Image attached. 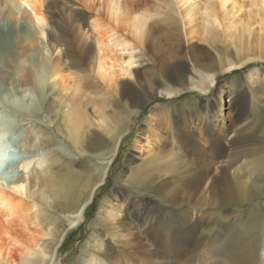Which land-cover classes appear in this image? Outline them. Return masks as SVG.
I'll list each match as a JSON object with an SVG mask.
<instances>
[{"label": "bare ground", "instance_id": "6f19581e", "mask_svg": "<svg viewBox=\"0 0 264 264\" xmlns=\"http://www.w3.org/2000/svg\"><path fill=\"white\" fill-rule=\"evenodd\" d=\"M42 1L0 0V18L26 20L24 26L19 23L15 33L12 31L9 48L0 49V156L2 152L14 154L17 145L25 149L17 164L8 166L6 172L0 171V234L6 236H0V264H56L55 260L54 263L52 259L46 260V253L37 242L26 244L9 235L3 222L15 217L23 221L34 217L44 223L48 233L63 238L67 229L80 220L96 184L103 181L100 168L95 167L91 173L95 182L91 178L77 182L71 171L68 174L61 170L64 161L61 153L50 148L51 135L38 126L24 133L18 130L16 120L20 117L41 118L46 123L50 120L56 103H48L46 96L68 88L66 79L70 74L63 75L64 68L89 70L102 84L116 90L118 79L134 73V63L142 57L144 44L159 21L175 26L181 38H199L209 44L215 51L217 66L197 62L191 48L179 46L162 62L159 81L147 86L158 94L169 96L188 88L206 92L217 71L233 69L254 58L264 59V43L257 40L250 46L246 39L253 23L264 36V0H81L95 12L93 17L85 18L68 9L66 3L73 5L74 0H44V5ZM57 11L65 13L72 22L69 32L58 26ZM73 45L80 48L78 53ZM9 72L16 78L8 77ZM2 74L7 76V85L1 83ZM233 79L232 85L237 83V88H243L245 80ZM127 87L126 94L134 101L133 87ZM220 93L221 86L194 108L189 105L167 108L159 133L156 124H147L144 138L149 137L156 150L143 163L135 165L129 181L139 191L147 190L157 196L159 202L149 200L152 207L147 206L145 214L141 200L130 193L133 187L109 194L101 210L103 218L96 220L103 230L92 228L88 248L93 249L86 251L83 264H186L196 254L189 248L195 232L193 248L197 250V264H264V224L253 219L251 211L228 212L230 218L223 226L226 238L219 241L218 232L212 233L223 223L218 220V224L216 217L219 214L226 217V213L215 212L212 224L207 225L197 212L163 208L165 204L177 206L186 199H194L195 205L221 207L258 195L264 197V166L255 168L248 162L237 165L241 155L227 159L229 144L224 142L225 135L232 131L228 127L245 119L243 108L249 97L244 91L240 97L243 102L230 97L225 113L232 124H217L214 119L223 115ZM151 96L147 91L135 106L140 107ZM80 105L68 114H60V124L77 144L83 142L84 132L94 123ZM129 113L125 110L118 114L117 121H128ZM97 121L104 133L114 134L115 127L111 128V124L104 127L102 119ZM95 134L93 143L100 145L103 136ZM158 136L161 142H156ZM236 136L238 144L243 137ZM40 146L47 149L38 152ZM80 189L78 194L76 190ZM22 197L31 204L26 205ZM37 205L57 207L73 217L66 225L57 227L54 217L38 210ZM109 205L117 207L115 213ZM154 212L168 213L171 227L164 230L155 227L151 222ZM105 234L113 241L110 246L103 240ZM7 246L18 248L16 262L5 257Z\"/></svg>", "mask_w": 264, "mask_h": 264}, {"label": "rangeland", "instance_id": "374dc122", "mask_svg": "<svg viewBox=\"0 0 264 264\" xmlns=\"http://www.w3.org/2000/svg\"><path fill=\"white\" fill-rule=\"evenodd\" d=\"M45 1H42V5L45 4ZM74 1L75 3L73 5L66 3L69 6L68 9L78 12L81 17H93L95 15V12L88 8L81 0ZM55 17L60 29L63 28L62 30L69 32V29L72 27V22L67 20L65 13L57 11ZM14 21L12 18H0V49L7 50L10 46L13 32L15 33L14 30L18 29L19 23H22L23 26L26 24V20L23 18L17 19V22ZM14 27L15 29H13ZM178 33L179 31L172 24H164L162 21L157 22L153 34L144 44L142 57L138 58L134 63V73L131 77L124 76V78L118 79L116 90L110 89L102 84L89 70H79L75 67L64 68L62 74H70V77L68 76L66 79V83L69 84L68 88H65L60 94L56 93L46 96L48 103L52 101L56 103V105L54 104L50 120L47 123L41 118L36 119L35 117H31L30 119L20 117L16 120L18 130L22 133L26 132L32 126H38L52 136L53 143L50 148L61 153L62 156H59L64 161L61 165V170L66 173L71 171L70 173L77 179V182L87 181L90 178L93 179L92 182H95L96 179L91 175L95 167L100 168L103 181L96 184L97 186L91 194L90 201L81 213L80 220L67 229L63 238H60L59 235L48 233L44 227V223L39 219L35 220L34 217H28L24 221L15 217L11 218L12 221L3 222V227L6 228L9 235L17 236L26 244L37 242V245L40 247L38 248L44 254L46 253L45 258L47 261L52 259V262L54 263L55 260L56 264H83V258L88 254L86 251L91 252L93 249L92 247L91 249L88 248V245L90 246L92 242V228L96 227L100 232L103 230L98 221L96 224V220H102L101 210L105 206V200H107L109 194L115 191L117 192L119 189L133 187L134 189H131L130 193L136 199L141 200V204L144 206L143 213L148 208L147 206L149 208L152 207V202L149 203V200L159 202L157 196L152 195L147 190L139 191V188L129 181L131 177L130 173L134 170L135 165L143 163L144 159L148 158L156 150L151 139L149 137L144 138L143 134L147 124H156L158 133L159 131L161 132L165 123V120L162 118L163 112L167 108H175L179 105H189L190 108H194L195 105H199L206 97L212 96L220 86L223 115L214 119V122L217 124H232L231 118L225 113L230 103V97L234 96L239 102H243L240 98L243 94L242 91L249 97L248 102L243 108L245 119L238 122L235 126L234 123L231 127L229 126L228 129H232V131H227L228 133L225 135L224 142L229 144L227 159L232 158L231 155L238 156L240 154L241 157H238L237 165L241 162L244 164L248 162L251 167L255 166L257 168V166H264L260 165L264 163V59L254 58L233 69L217 71L213 75V83L206 92L188 88L189 91L180 90L179 93L177 92L176 94L167 96L163 92L158 94L152 89L150 91V89H147V86L148 84H154L156 81H159L158 79L160 78L163 65L162 62L173 51L176 52L179 46L191 48L197 55V60L195 59L197 62L207 63L209 67L216 68L217 66V61L214 57L215 51L209 44H206L199 38H190L188 40L184 37L181 38ZM246 39L250 46L257 40L264 43V36L261 35V31H259L256 23H253L251 26L250 33ZM73 47L74 51L78 53L80 48L75 45ZM189 63L191 62L189 61ZM7 75L11 79L16 78L10 72ZM3 76L4 74H2L1 83L7 85V76ZM231 78H234L233 80L235 81L236 79L245 80V85L243 84V88H237V83L234 85L230 83ZM129 85L133 87L134 101L126 94V90H128L127 86ZM77 87L79 89L78 91H76ZM147 91L152 93L151 98L143 105L141 104L140 107H136L141 97L147 94ZM78 104H81L80 106L89 116V120L94 121V123L89 125L88 131L84 132L82 136L83 142L81 144H77L72 140L66 133L65 127L63 128L60 124L61 115L68 114ZM69 107L71 108L69 109ZM125 110L130 111L128 114L129 119L128 121L124 120V122L119 123L116 118L118 114L125 113ZM101 119L104 127L110 124L111 128L112 126L115 127L114 134L108 135L107 132H103L98 126L97 121ZM95 133H100L103 136L100 145L93 143L92 139L96 136ZM237 134L239 137H243L238 144L235 143ZM246 136L248 137L247 139H245ZM157 138L156 142H161L159 136ZM57 146H61L63 150ZM16 147V151L14 152L17 154L16 158H14L11 164L6 166L7 168L10 165L17 164V159L25 155V149L22 146L17 145ZM46 149L40 146L37 148V151L42 152ZM35 157L33 156V158ZM7 168L4 170L5 172ZM81 191L82 189L76 190L78 194ZM22 198L26 202V205L31 204L30 200L25 197ZM186 200L177 206H171L169 204H165V206L163 204L162 206L167 210L173 209L174 211H179L184 208L189 211L188 213L197 212V214L203 215V221L207 225L212 224L215 212L226 213V215L230 211L232 213L245 214L249 210L252 213L253 219L257 220L258 223L264 224V197L260 195L248 199V201L243 200L237 204L223 205L221 207L210 204L195 205L194 199ZM146 201H148V204L145 206ZM159 204L161 205V203ZM232 205H236V207H232ZM107 207L112 208V213H115L117 210V207L112 205ZM37 209L41 210V212L45 211L49 213V216L54 217L57 227L66 225L67 221L73 217L72 214L69 215L68 213L62 212L57 207L47 208L42 205H37ZM154 213H152L153 217H151V222L154 223V226L156 225L155 227H161L160 229L163 230L171 227L172 222L168 217V213L165 212V215ZM219 217L220 214L216 217L217 223L218 220L223 221V223L217 226V228L213 225V230L216 228V231L214 230L215 232L212 234L218 232L219 241H221L226 238L225 233L227 230L223 226L226 225L225 222L230 217L228 215L226 217ZM198 238H200V234L197 235ZM103 240L107 243V246L113 243L108 234L103 235ZM195 242L196 232L194 242L189 246V248H192V252L194 250L196 251V254L186 264H197V250L195 247L193 248ZM4 254L8 260L12 258L14 262L19 258L18 248L14 246H7L4 249ZM39 256L42 255L39 253Z\"/></svg>", "mask_w": 264, "mask_h": 264}, {"label": "water", "instance_id": "95a60500", "mask_svg": "<svg viewBox=\"0 0 264 264\" xmlns=\"http://www.w3.org/2000/svg\"><path fill=\"white\" fill-rule=\"evenodd\" d=\"M17 154H13L12 151L10 152H2L1 156H0V161H2V163H0V171L5 170L8 164H11V162H13L14 158H16Z\"/></svg>", "mask_w": 264, "mask_h": 264}]
</instances>
